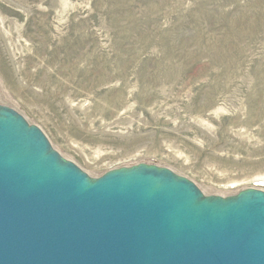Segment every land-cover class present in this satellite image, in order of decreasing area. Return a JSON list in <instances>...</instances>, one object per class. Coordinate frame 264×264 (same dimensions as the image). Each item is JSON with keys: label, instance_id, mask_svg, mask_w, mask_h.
<instances>
[{"label": "rangeland", "instance_id": "rangeland-1", "mask_svg": "<svg viewBox=\"0 0 264 264\" xmlns=\"http://www.w3.org/2000/svg\"><path fill=\"white\" fill-rule=\"evenodd\" d=\"M0 104L91 177L264 190V0H0Z\"/></svg>", "mask_w": 264, "mask_h": 264}, {"label": "water", "instance_id": "water-1", "mask_svg": "<svg viewBox=\"0 0 264 264\" xmlns=\"http://www.w3.org/2000/svg\"><path fill=\"white\" fill-rule=\"evenodd\" d=\"M0 264H264V190L143 162L91 177L0 104Z\"/></svg>", "mask_w": 264, "mask_h": 264}, {"label": "bare ground", "instance_id": "bare-ground-1", "mask_svg": "<svg viewBox=\"0 0 264 264\" xmlns=\"http://www.w3.org/2000/svg\"><path fill=\"white\" fill-rule=\"evenodd\" d=\"M4 70H2V74H3V77H4V73H3Z\"/></svg>", "mask_w": 264, "mask_h": 264}]
</instances>
